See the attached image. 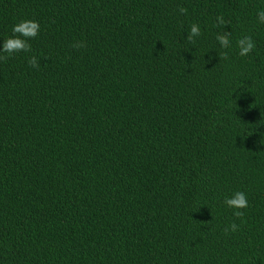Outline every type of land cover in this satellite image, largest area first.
<instances>
[{"label":"trees","instance_id":"1","mask_svg":"<svg viewBox=\"0 0 264 264\" xmlns=\"http://www.w3.org/2000/svg\"><path fill=\"white\" fill-rule=\"evenodd\" d=\"M262 8L0 0V47L41 26L31 53H0V264H264Z\"/></svg>","mask_w":264,"mask_h":264},{"label":"clouds","instance_id":"2","mask_svg":"<svg viewBox=\"0 0 264 264\" xmlns=\"http://www.w3.org/2000/svg\"><path fill=\"white\" fill-rule=\"evenodd\" d=\"M184 9H181L183 13ZM257 23L264 24V8L259 9L257 12ZM217 25L225 26L224 18L217 17ZM13 35L3 39L2 47H0V53H6L8 57H11L17 53H31L32 47L30 41L37 38L41 31V26L38 21L31 19L20 20L15 23L11 29ZM202 35L199 24H192L190 31L188 32L186 41L188 43H195L198 37ZM216 42L220 50H223V59H227V53L232 48V36L231 34H218L216 36ZM82 44H75L73 47H82ZM235 46L238 49V54L242 57L249 55L254 47V41L251 36H243L236 40ZM29 65L32 68L38 69L40 67L39 58L36 55H32L28 60ZM225 205L233 209V214L237 217L243 215L241 209H246L249 206L247 194L243 191L234 192L230 197H226L224 200ZM238 226L233 223L230 226L231 231L235 232Z\"/></svg>","mask_w":264,"mask_h":264}]
</instances>
